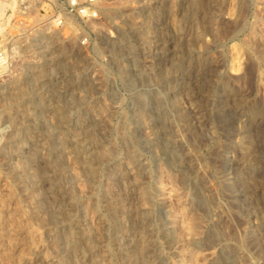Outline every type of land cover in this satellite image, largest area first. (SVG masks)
Returning <instances> with one entry per match:
<instances>
[{"label":"rangeland","instance_id":"1","mask_svg":"<svg viewBox=\"0 0 264 264\" xmlns=\"http://www.w3.org/2000/svg\"><path fill=\"white\" fill-rule=\"evenodd\" d=\"M94 7L0 0V264H264V0Z\"/></svg>","mask_w":264,"mask_h":264},{"label":"built area","instance_id":"2","mask_svg":"<svg viewBox=\"0 0 264 264\" xmlns=\"http://www.w3.org/2000/svg\"><path fill=\"white\" fill-rule=\"evenodd\" d=\"M96 0H65L66 11L68 15H80L86 18H93L96 16L95 5ZM62 24V21H59ZM85 42H83L84 44ZM7 53L0 48V67L7 64Z\"/></svg>","mask_w":264,"mask_h":264},{"label":"bare ground","instance_id":"3","mask_svg":"<svg viewBox=\"0 0 264 264\" xmlns=\"http://www.w3.org/2000/svg\"><path fill=\"white\" fill-rule=\"evenodd\" d=\"M119 39V38H118ZM120 42V41H119ZM163 191H164V197H165V200H169L170 201V199L169 198H171L172 197V191H173V188L171 187V186H168V187H163ZM172 199V198H171ZM181 215H182V213H181ZM182 219V222L183 223H185L186 224V218L185 217H182L181 218ZM187 227H189V226H187ZM183 228H184V230H187L188 231V235H189V237L190 238H188V239H192V240H195L196 238H195V235L193 234V231H192V229H189V228H186L184 225H183Z\"/></svg>","mask_w":264,"mask_h":264}]
</instances>
